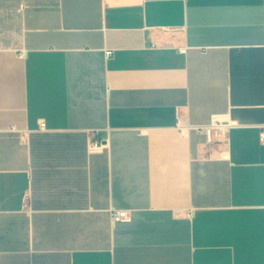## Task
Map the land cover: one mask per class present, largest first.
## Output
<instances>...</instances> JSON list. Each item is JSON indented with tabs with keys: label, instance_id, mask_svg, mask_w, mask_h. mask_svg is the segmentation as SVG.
Wrapping results in <instances>:
<instances>
[{
	"label": "crops",
	"instance_id": "obj_1",
	"mask_svg": "<svg viewBox=\"0 0 264 264\" xmlns=\"http://www.w3.org/2000/svg\"><path fill=\"white\" fill-rule=\"evenodd\" d=\"M263 125L264 0H0V264H264Z\"/></svg>",
	"mask_w": 264,
	"mask_h": 264
},
{
	"label": "built area",
	"instance_id": "obj_2",
	"mask_svg": "<svg viewBox=\"0 0 264 264\" xmlns=\"http://www.w3.org/2000/svg\"><path fill=\"white\" fill-rule=\"evenodd\" d=\"M182 54L186 53V49L181 50ZM112 52H107V57L112 56ZM21 56H23V53H21ZM41 128L44 129V125H41ZM207 136L208 142L212 143L215 141L216 138H218L220 135H227L226 132V126L221 121H214L211 126L205 127L201 129ZM260 141L262 144H264V125L261 127L260 131ZM102 146L101 141L94 142L91 144V147L96 149L100 148ZM112 223L113 225L116 224H128L131 223L133 218L130 211L127 210H114L111 213Z\"/></svg>",
	"mask_w": 264,
	"mask_h": 264
}]
</instances>
